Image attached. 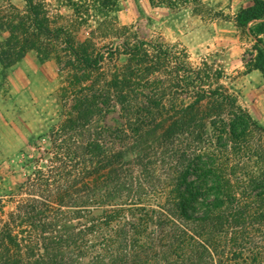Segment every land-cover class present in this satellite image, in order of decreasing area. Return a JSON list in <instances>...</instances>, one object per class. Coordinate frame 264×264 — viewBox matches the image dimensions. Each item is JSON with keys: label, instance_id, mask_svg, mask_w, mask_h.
Here are the masks:
<instances>
[{"label": "trees", "instance_id": "1", "mask_svg": "<svg viewBox=\"0 0 264 264\" xmlns=\"http://www.w3.org/2000/svg\"><path fill=\"white\" fill-rule=\"evenodd\" d=\"M27 6L32 20L13 23L4 66L24 57L31 29L74 49L69 32ZM235 21L255 22L253 68L264 75V0ZM115 38L112 60H128L109 74L104 52L73 50L63 119L13 209L0 199V264H264V125L221 68L188 65L128 26Z\"/></svg>", "mask_w": 264, "mask_h": 264}, {"label": "rangeland", "instance_id": "2", "mask_svg": "<svg viewBox=\"0 0 264 264\" xmlns=\"http://www.w3.org/2000/svg\"><path fill=\"white\" fill-rule=\"evenodd\" d=\"M50 23L63 27L73 37V50L95 55L104 52L102 71L127 62V56L110 51L118 43V27L154 42H162L171 55L189 65L204 61L221 68L222 81L235 93L240 104L264 125V75L253 68L257 38L235 17L252 0H34ZM27 0H0V59L10 47L11 27L21 17L30 22ZM18 28L20 39L26 38ZM26 53L10 66L0 60V199L5 211L15 204L14 193L32 171L38 150L49 146V131L63 119L62 89L73 72V50L63 41H49L31 29ZM264 47V32L259 34ZM43 59L39 50H49ZM44 53V52H43ZM42 53V54H43ZM97 75V70L89 72ZM191 94L182 99L190 100ZM115 115L109 119L116 123ZM39 147V148H38Z\"/></svg>", "mask_w": 264, "mask_h": 264}]
</instances>
